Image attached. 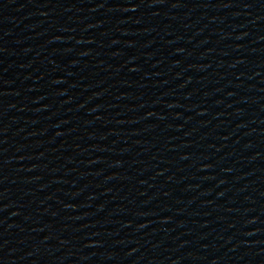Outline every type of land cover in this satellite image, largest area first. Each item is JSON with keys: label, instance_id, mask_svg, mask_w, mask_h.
Wrapping results in <instances>:
<instances>
[{"label": "water", "instance_id": "obj_1", "mask_svg": "<svg viewBox=\"0 0 264 264\" xmlns=\"http://www.w3.org/2000/svg\"><path fill=\"white\" fill-rule=\"evenodd\" d=\"M189 0H0V264H82Z\"/></svg>", "mask_w": 264, "mask_h": 264}]
</instances>
